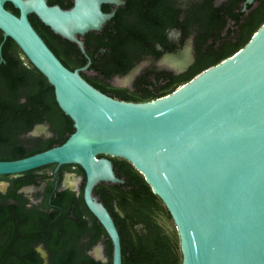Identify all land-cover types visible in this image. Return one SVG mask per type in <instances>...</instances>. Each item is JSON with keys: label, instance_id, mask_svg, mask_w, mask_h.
<instances>
[{"label": "water", "instance_id": "obj_1", "mask_svg": "<svg viewBox=\"0 0 264 264\" xmlns=\"http://www.w3.org/2000/svg\"><path fill=\"white\" fill-rule=\"evenodd\" d=\"M72 1L62 8L47 0H0L3 40L11 38L46 77L74 126L60 145L0 160V175L48 164L79 165L85 174L84 202L111 240L112 264H122L118 230L93 188L101 181L123 183L107 156L124 158L169 211L181 264H264V22L242 47L172 92L134 102L88 83L80 71L89 61L67 68L29 21L28 14H35L84 52L79 36L101 29L114 15L102 4L125 2ZM253 1L245 0L243 8ZM6 2L18 15L5 8ZM142 65L124 77L131 80ZM80 183V177L74 179V190ZM91 256L105 260L101 242Z\"/></svg>", "mask_w": 264, "mask_h": 264}, {"label": "trees", "instance_id": "obj_2", "mask_svg": "<svg viewBox=\"0 0 264 264\" xmlns=\"http://www.w3.org/2000/svg\"><path fill=\"white\" fill-rule=\"evenodd\" d=\"M124 4H102L104 12L114 10L99 30L79 38L84 52L75 42L54 33L38 17L28 14L34 29L59 60L70 70L87 64L81 76L101 92L126 101L141 102L172 92L201 70L242 47L264 22V0H124ZM49 5L72 6V0H47ZM5 8L18 15L9 2ZM0 61V134L26 133L37 123L48 125L52 137L40 146L14 156L12 160L62 144L74 131L73 121L58 106L52 85L26 58L9 37L3 40ZM189 45L190 61L179 70L142 65L130 85H114L112 79L125 76L137 64L156 61ZM30 77L34 78L30 88ZM23 86L25 102L18 103ZM13 112H16L15 114ZM4 116V120L1 119ZM102 156V155H99ZM123 183L101 181L93 194L104 204L118 230L122 264H181L179 237L172 217L162 200L152 191L143 175L126 159L107 156ZM55 164L45 167L53 169ZM35 169L11 179L5 200L0 204V264H41L31 246L43 242L47 264H112V243L104 227L83 199L85 174L77 164L58 166V184L44 179L39 204L26 206L17 193L29 182ZM62 171L81 178L79 190L59 189ZM1 195V194H0ZM13 199L17 203H9ZM98 242L105 260L88 254Z\"/></svg>", "mask_w": 264, "mask_h": 264}, {"label": "flooded vegetation", "instance_id": "obj_3", "mask_svg": "<svg viewBox=\"0 0 264 264\" xmlns=\"http://www.w3.org/2000/svg\"><path fill=\"white\" fill-rule=\"evenodd\" d=\"M2 43V42H1ZM0 43V44H1ZM2 45V44H1ZM1 52V47H0ZM2 57L0 56V61ZM30 85L32 88L34 84V78L30 77ZM24 87L20 86V93L18 97V103L25 102L26 99L24 97ZM24 92V93H23ZM14 114L16 112H13ZM16 115V114H15ZM1 119L4 120V116H1ZM52 137V133L49 130V127L45 123H37L32 129L26 133L17 132L15 134L2 135L0 134V156H14L16 154L21 153V149L29 151L32 148L40 146L42 143L47 142L48 139ZM58 166H55L53 169L47 168L45 166H41L35 168L30 176L24 177L29 178L30 181L20 184L17 189V193L21 194V201L24 202L26 206H31L33 204H39L43 201V198L37 192H44L45 182L44 179L47 176L51 179L55 186L58 184ZM62 178L59 183V189L69 188L74 190L76 188L72 183L74 179L78 178L74 172L62 171ZM19 174V173H18ZM17 174H8V175H0V204L4 203L5 200L2 198V195L7 193L8 187L10 186L11 179L15 177ZM5 184L2 186L1 184ZM77 191V190H74ZM9 203H17L13 199H8ZM3 237L0 235V243ZM31 249L38 254L41 258V264L48 263V254L49 251L43 242H37L31 246ZM95 250V246L88 251V254L91 255ZM9 264H17V263H9ZM21 264V263H18Z\"/></svg>", "mask_w": 264, "mask_h": 264}, {"label": "rangeland", "instance_id": "obj_4", "mask_svg": "<svg viewBox=\"0 0 264 264\" xmlns=\"http://www.w3.org/2000/svg\"><path fill=\"white\" fill-rule=\"evenodd\" d=\"M190 59H191V52H190V47L187 44L182 49L167 54L156 61L146 60L144 61L143 65L151 62L161 68H166L170 70H179L183 66H185L190 61ZM111 81L113 84L128 86L130 85L131 80L127 79L124 76H116Z\"/></svg>", "mask_w": 264, "mask_h": 264}]
</instances>
